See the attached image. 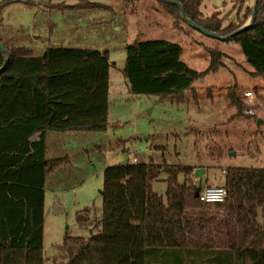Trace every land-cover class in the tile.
<instances>
[{
    "label": "trees",
    "instance_id": "trees-1",
    "mask_svg": "<svg viewBox=\"0 0 264 264\" xmlns=\"http://www.w3.org/2000/svg\"><path fill=\"white\" fill-rule=\"evenodd\" d=\"M178 1L188 18L221 35L239 29L252 12L246 0H234L237 22L222 25L225 16L217 11L202 15L201 0ZM163 3L180 28L179 7ZM229 38L239 43L253 68L250 75L264 81V0H256L251 24ZM0 41L8 54L0 71V264H43L45 178L62 163L46 158L45 134L107 129L109 54L50 45L34 56L25 46ZM208 52L207 68L196 71L180 59L177 42L134 40L125 46L122 71L128 91L182 102L195 80L225 65L221 51ZM5 56L0 50V66ZM235 91L236 84L227 97L241 114L242 95ZM191 169H167L163 199L151 189L159 165L127 159L104 168L100 230L65 235V264H186L188 253L199 256V264H264V221L257 220L259 210L264 215V167L226 168L225 198L214 203L194 195L202 186L192 180ZM177 171L183 172L182 183Z\"/></svg>",
    "mask_w": 264,
    "mask_h": 264
},
{
    "label": "rangeland",
    "instance_id": "rangeland-1",
    "mask_svg": "<svg viewBox=\"0 0 264 264\" xmlns=\"http://www.w3.org/2000/svg\"><path fill=\"white\" fill-rule=\"evenodd\" d=\"M233 1L201 0L199 9L203 16L217 11L225 16L226 25L233 18L237 22ZM253 1L246 0L249 9ZM0 39L25 46L34 56H42L50 45L90 47L109 54L113 83L107 129L45 134L46 158L62 163L45 178L43 264H65L67 253L61 246L65 235L86 237L100 230L103 169L125 160L124 150L133 151L135 161L161 167L151 189L163 199L167 169L195 167L203 187L221 185L228 167H264L262 77L250 75L253 68L239 43L207 35L186 22L175 27L161 0H0ZM146 39L177 42L180 59L196 71L207 68L210 48L223 53L225 65L195 80L196 97L188 89L182 102L132 94L122 73L125 46ZM234 84L240 99L245 88L253 89L255 115L238 114L229 102L227 92ZM258 118L263 119L259 125ZM183 180V172L177 171V182ZM257 220L264 221L260 210ZM187 257L186 264H199V256Z\"/></svg>",
    "mask_w": 264,
    "mask_h": 264
},
{
    "label": "built area",
    "instance_id": "built-area-1",
    "mask_svg": "<svg viewBox=\"0 0 264 264\" xmlns=\"http://www.w3.org/2000/svg\"><path fill=\"white\" fill-rule=\"evenodd\" d=\"M241 95H242V102L244 103V106L242 108V113L246 115H255L257 101L253 89L245 88L242 91ZM262 111L264 112V106H262ZM128 154L132 156L133 151H131ZM130 161H135L134 155L132 156V159H130ZM195 173H196V168H192L191 175H194L193 181L198 182L199 178L195 175ZM225 195H226L225 188L221 185H215V186L205 185L198 192L199 199L207 203L222 202L225 198Z\"/></svg>",
    "mask_w": 264,
    "mask_h": 264
},
{
    "label": "water",
    "instance_id": "water-1",
    "mask_svg": "<svg viewBox=\"0 0 264 264\" xmlns=\"http://www.w3.org/2000/svg\"><path fill=\"white\" fill-rule=\"evenodd\" d=\"M161 1H163V2H167V3H171V4H176V5L179 7L180 11H181V14H182V20H183L184 22H186L187 24L191 25V26L194 27L195 29H197V30H199V31H201V32H203V33H205V34H207V35L215 36V37H218V38H221V39H227V38H229L231 35H233L234 33H236L238 30H240V29H242V28H244V27L250 25L251 22L253 21L254 17H255L256 0L253 1V8H252V12H251L250 20H249L248 22L244 23L243 26H241L239 29L232 31L231 33H229V34H227V35H221V34L215 32V31L208 30V29H206V28L200 26L199 24H197L196 22H194L193 20H191L190 18H188V17L186 16V14H185V11H184L183 7L181 6V4H180V2H179L178 0H161ZM0 50L3 51V52H5V54H6V56H5V60H4V62L2 63V65L0 66V71H1L2 68L4 67V65L6 64L7 59H8V54H7V52H6V50H5V47H4V45L2 44L1 41H0ZM256 122H257V124L259 125V124H261V123L263 122V119L258 118V119L256 120ZM125 160H127L126 155H125ZM101 192H102V190H101ZM194 195H195V196H198V191H195Z\"/></svg>",
    "mask_w": 264,
    "mask_h": 264
},
{
    "label": "crops",
    "instance_id": "crops-1",
    "mask_svg": "<svg viewBox=\"0 0 264 264\" xmlns=\"http://www.w3.org/2000/svg\"><path fill=\"white\" fill-rule=\"evenodd\" d=\"M109 76H110V75H109ZM111 83H113V81H111ZM111 83H110V86H111ZM126 89H127V91H128V84H126ZM109 90H110V88H109ZM37 135H38V134H35L34 137L36 138ZM126 157H127V159H128V156H126ZM194 168H195V167H194ZM195 175H196V173H195ZM193 176H194V175H191L192 180H193ZM196 176H197V175H196ZM198 178H200V177H198ZM200 182H201V181H200ZM205 183L208 184L207 181H205ZM44 191H45V189H44Z\"/></svg>",
    "mask_w": 264,
    "mask_h": 264
}]
</instances>
